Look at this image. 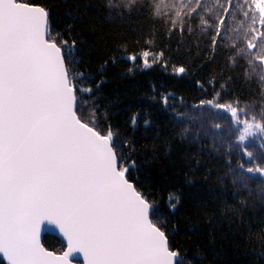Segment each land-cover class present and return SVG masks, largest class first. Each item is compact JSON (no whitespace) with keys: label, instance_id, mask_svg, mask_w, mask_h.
Wrapping results in <instances>:
<instances>
[{"label":"snow or ice","instance_id":"snow-or-ice-1","mask_svg":"<svg viewBox=\"0 0 264 264\" xmlns=\"http://www.w3.org/2000/svg\"><path fill=\"white\" fill-rule=\"evenodd\" d=\"M226 2L225 8L215 0L225 14L234 7L233 0ZM103 6L112 20L133 10L147 13L154 23L165 26L168 38L176 35L181 44L193 33V19L203 33L227 39L220 27L226 16L216 21L211 15L205 18L203 13L211 14L214 6L204 9L202 0H124L122 9L113 0H103ZM237 7L246 8L240 20L246 48L238 52L247 53L250 66L264 68V0H242ZM76 43L62 39L45 7L30 0H0V254L7 264H73L76 254H82L85 264H190L187 253L170 244L175 233L167 232L159 208L139 190L143 166L131 151L124 154L128 142L117 140L118 130L110 125L98 130L97 122L87 117L91 96L82 99L78 94L87 91L95 96L103 81H96L95 88H82L94 77L75 68L76 75H70L69 64L81 63ZM216 45L213 39V50ZM149 55L143 53L146 67H151ZM176 72L183 74L185 68ZM245 80L264 89V72L255 67L251 75L245 73ZM168 100L169 96L162 97L164 105ZM205 103L226 109L243 125L240 141L259 136L264 148V108L249 116L247 108L232 103ZM130 122L136 125L137 116ZM186 134L187 129L182 138ZM244 152L252 164L244 169L251 174L243 178L247 187L257 175L264 178V157L247 147ZM259 189L264 193V179ZM232 195L240 208L247 206V200L236 192ZM179 203L170 194V211ZM224 214L237 216L239 208L225 202ZM45 223L55 225L65 238L67 250L62 254L42 245Z\"/></svg>","mask_w":264,"mask_h":264},{"label":"trees","instance_id":"trees-1","mask_svg":"<svg viewBox=\"0 0 264 264\" xmlns=\"http://www.w3.org/2000/svg\"><path fill=\"white\" fill-rule=\"evenodd\" d=\"M30 2L45 7L69 45L77 42L81 63L69 64L70 75H76L75 68L94 77L80 87L95 88L96 81H103L95 96L87 91L78 94L82 99L91 96L87 117L97 122L98 130L110 125L114 132L118 130L117 140L128 142L124 154L131 151L143 166L139 190L159 208L167 232L175 233L170 244L186 252L190 264H264L260 255L264 252V193L259 189L264 178L257 175L247 181V187L243 179L251 175L244 169L252 166L244 148L264 157L261 137L240 141L243 125L226 109L205 103H232L247 108L249 116L264 108V89L254 80H245V73L251 75L253 67L257 72L264 68L250 66L247 53L238 52L246 48L240 27L246 8L237 7L242 0H233L234 7L227 14L215 0H202V8L214 6L211 14L203 13L205 18L211 15L216 21L226 16L220 27L227 39L220 41L213 33H203L193 19V33L186 34L182 44L176 35L168 38L165 26L154 23L147 13L133 10L109 19L103 0ZM123 3L113 0L118 9ZM220 3L227 7L226 0ZM213 39H217L215 50ZM145 51L150 53L151 67L144 64ZM179 67L185 73L177 74ZM166 95L169 100L164 105ZM133 116H137L136 125L130 122ZM240 116L244 118L245 113ZM233 192L247 200L246 207H239ZM170 194L180 199L174 212L169 209ZM225 202L239 208V214L225 215ZM43 246L60 254L65 250L58 238L48 234ZM0 264H4L1 258Z\"/></svg>","mask_w":264,"mask_h":264},{"label":"water","instance_id":"water-1","mask_svg":"<svg viewBox=\"0 0 264 264\" xmlns=\"http://www.w3.org/2000/svg\"><path fill=\"white\" fill-rule=\"evenodd\" d=\"M46 234H49V235H54L56 236L57 238H59V240L61 242L64 243V245L66 246V240L65 238L62 236V234L59 232V229L55 226V225H51V224H47L45 223L44 226H42V230H41V243L43 245V239H44V236ZM67 250V247L65 249V251ZM57 255H60V254H57ZM76 256L78 257V259L76 257L73 258V264H77V262L81 263V264H85V262H83V256L82 254H76ZM0 257L2 259V261L7 264V261L6 259L2 256V254H0Z\"/></svg>","mask_w":264,"mask_h":264},{"label":"bare ground","instance_id":"bare-ground-1","mask_svg":"<svg viewBox=\"0 0 264 264\" xmlns=\"http://www.w3.org/2000/svg\"><path fill=\"white\" fill-rule=\"evenodd\" d=\"M47 235V234H46ZM49 235V234H48ZM52 236H54V235H52ZM56 237V236H55ZM57 238V237H56ZM58 240H59V238H58ZM60 241V240H59ZM61 242V241H60ZM61 243H63V242H61ZM64 244V243H63ZM1 258V257H0ZM2 260V259H1Z\"/></svg>","mask_w":264,"mask_h":264},{"label":"rangeland","instance_id":"rangeland-1","mask_svg":"<svg viewBox=\"0 0 264 264\" xmlns=\"http://www.w3.org/2000/svg\"><path fill=\"white\" fill-rule=\"evenodd\" d=\"M56 254H60V253H56ZM77 264H79V262H77Z\"/></svg>","mask_w":264,"mask_h":264}]
</instances>
